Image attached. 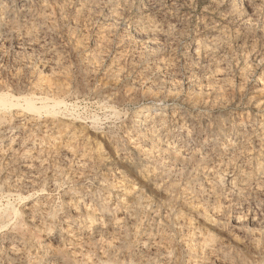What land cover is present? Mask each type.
Here are the masks:
<instances>
[{
	"label": "rangeland",
	"instance_id": "374dc122",
	"mask_svg": "<svg viewBox=\"0 0 264 264\" xmlns=\"http://www.w3.org/2000/svg\"><path fill=\"white\" fill-rule=\"evenodd\" d=\"M8 3L9 25L19 27L22 34L29 31L34 42L20 44L8 32L4 34L0 85L10 94L34 97H44L45 88L51 85L50 97L65 100L77 111L73 117L65 111L54 117L28 114L17 129L13 121L6 124L7 131L20 137L19 151H29L30 163L40 168L27 169L18 160L0 162V209L15 208L16 221L25 225L23 202L31 203L45 194L48 213L57 226L64 219H85L82 214H68L71 203L77 206L81 199L85 207L95 209V201L107 195L112 204L109 209L120 217L116 235L85 240L79 245L83 257H77L75 264H96L107 247L114 251L122 243L121 250L129 253L125 263L155 264L161 255L154 251L160 249L173 263L185 264L193 241L186 233L193 229L207 230L230 264H264V176L261 180L253 174L258 163L264 168L257 146L264 137V0ZM29 24L37 27L27 31ZM142 33L149 34L153 46L142 45ZM215 36L218 40L211 44ZM46 60L55 63L53 69L42 68ZM217 63L224 71L221 77L215 73ZM155 73L162 85L148 89ZM159 103L171 108L166 118L172 134L168 141L180 150L178 156L163 150L164 159L157 158V149L135 140L132 132L136 113ZM71 135L73 155L85 151L95 158L103 154L97 169L76 171L72 155H56ZM226 145L235 150L224 153ZM118 154L136 166L118 161ZM243 178H247L246 185ZM20 182L26 184L24 189L15 187ZM131 188L140 190L142 200L135 222L127 223L116 198ZM210 190L215 201L209 197ZM215 204L229 207L214 214ZM11 226L0 225V240L14 234ZM32 232L40 252L54 249L53 243ZM197 236L194 245L200 246ZM42 254L32 255L28 264H39ZM205 263L224 264L213 259Z\"/></svg>",
	"mask_w": 264,
	"mask_h": 264
},
{
	"label": "bare ground",
	"instance_id": "6f19581e",
	"mask_svg": "<svg viewBox=\"0 0 264 264\" xmlns=\"http://www.w3.org/2000/svg\"><path fill=\"white\" fill-rule=\"evenodd\" d=\"M16 1L20 2V3L22 2V0H16ZM8 2H9V0H0V49L3 48L5 45V42H6L5 35L7 34V32L9 34L10 38H12V41L14 40V42H19V43L22 42L25 45L32 44L34 41L32 39L33 37L30 35V33L28 31V28L33 27V29H34L36 25L29 24L28 27L25 26V27H27L26 29H27L28 33L23 32L24 34L21 33L22 31L19 30V27L10 26L9 25V19H8L7 15L9 14L8 13V11H9L8 10L9 9L8 4L10 5L11 2L10 3H8ZM20 12H21V10H20ZM9 18H11V17L9 16ZM18 18H20V17H18ZM25 19H27V18H25ZM22 22H23V19H22ZM24 22H25V20H24ZM35 24H36V22H35ZM21 27H24V26H21ZM151 28H152L151 32L155 33L157 31L156 27L153 26ZM31 30H32V28H31ZM24 31H25V29H24ZM158 32H159V30H158ZM221 34H223V33H221ZM139 35L140 36L143 35V38H145V41L142 44L143 46L152 45V42L148 38L149 34H145V33L143 34L142 33V35L141 34H139ZM218 37H220V36H218ZM216 40H218V38H216V36H215V39H213L211 41V44H215ZM208 50H210V49H208ZM205 53H207V50H205V48H204V54ZM204 58H205V56H204ZM218 63L215 64V69H216L215 73L217 76L221 77V75L224 71L220 65L221 63L220 64H218ZM54 66H55L54 62H52L51 60H46L43 62L42 68H44V69L47 68V69L51 70L54 68ZM38 70L39 69H35L33 67V71L36 72L37 74H39L41 72V71L39 72ZM155 71H157V70H155ZM116 73H118V72H116ZM1 85H0V128H1L0 129V142H2L4 144H0V162H4L5 164H11V163L13 164V162L18 160V161L26 164V166H24V167H26L27 169L40 168L39 164L33 165L30 163L31 161H29V158L31 156L28 153L29 151H24V152L19 151V149L22 147V145H21L22 143H20V141H18V139H17L19 136L14 137V134L7 131V128L9 126L6 124H8L9 121L10 122L13 121V123H15L13 126L15 129H17V127L20 126V122L22 120H24L28 114H36L37 113L40 115L43 114L46 116L54 117V116H58V114H60L62 111H65V112H70L72 114L71 117H73L76 109L74 108V106H72V104L66 102L63 99H59L58 97H50L51 93H52L51 90L53 89L51 85H48L45 88L46 90L43 89L44 93H45L44 97H41V96L40 97H34L32 95L31 96H27V95L26 96L25 95L24 96H21V95L16 96V95L10 94L8 91H6V89H4L3 85L2 86ZM161 85L162 84H161V80H160V75L155 73L154 78L151 81V84L148 85V89L153 88V87H160ZM36 86L41 87L38 84ZM42 86H44V85H42ZM157 90H158V88H157ZM54 91H55V89H54ZM170 110H171V108L168 107L164 103H161V104L159 103V104L151 105V106H145L143 110H140L136 113L137 115H135L136 117H135V119H133L134 121H133V124L131 127L132 132H134V135L136 137L135 140L140 141V142H144V143L148 142L151 145V147L156 148L157 149L156 156L159 159L160 158L164 159V157L161 156V153L163 150L171 152V153H175L176 156H178L180 153V150L175 145L170 144L168 141V138L172 135L170 133L168 122L166 119L167 113H169ZM76 117L78 118V116H76ZM21 118H23V119L20 121ZM170 129H171V127H170ZM56 139L57 138L55 137L52 140L55 141ZM67 139L69 141L65 142V148L64 147L63 148L58 147L57 152H55V153H57L56 155L62 156V157H67V155L68 156L72 155L74 157V159H76V160H74V161H76V164H75L76 165L75 167H77L76 171L79 170L80 172H86V171L88 172V170L91 169V167H94V168L96 167V169H97L101 165V162L103 159L102 158L103 154H99L95 158H92L87 152L84 151L85 153L82 152L78 156H75L70 152L74 148L73 144L71 143L72 139H74V138L71 135ZM15 141H18V142H15ZM242 141H245V140H242ZM63 143H64V141H63ZM242 144H244V142ZM257 146L261 150V152H262L261 156H263V159H264V137L260 138L258 140ZM26 147H28V146H26ZM151 147H149V148L151 149ZM255 148H257V147H255ZM234 150H235V148L233 146L226 145V148L224 149V153L225 152L231 153ZM139 151H142V150H139ZM144 153H145V151H144ZM116 158L118 161H122L126 166H128L130 168H134L136 166V164L134 162H132V160L130 162H128V161L124 162L125 160H124V156L122 154H118ZM159 161L161 162V160H159ZM173 161H175V159ZM249 167L250 166H248V168ZM150 169L147 170V173H148V171H150ZM263 169L264 168L261 165H259V163H258L257 165H255V167L253 169V174L256 175V177L261 178L262 176H264V170ZM72 171H70V172H72ZM150 172H152V174H153L152 169ZM147 173L145 174V172H144V175H148ZM118 176L120 178V175H118ZM149 176H151V175H149ZM146 177H148V176H146ZM156 177H157V175H156ZM151 178H153V177L151 176ZM262 178H261V180H262ZM153 180H154V178H153ZM246 180H247V178H243V180H241V182L245 181L242 183L243 184L245 183V185H246V183L248 182V181L246 182ZM15 182H18V181H15ZM75 182H76V179H75ZM11 183L12 182H10V185H11ZM31 184H30V186H31ZM118 184L119 185L122 184L121 181H119ZM115 186H116V184H115ZM15 187H18L19 189H24L26 187V184L20 182V183H18V186H15ZM239 187H240V185H239ZM257 188H258V186H257ZM127 190L128 191H126L124 193H118L116 201H117V203L122 205V208H124L123 211L119 212L120 215L122 216V219L127 223H133V222H135V218H136V208L140 205V202L142 200V195L139 192L140 190H137L136 188H131V189H127ZM211 190L209 191V195H210L209 197L215 201L216 195ZM115 191H117V190H115ZM27 197H28V195L26 197L21 196V197H19V200L20 201L24 200ZM39 197H40V195H39ZM108 198L109 197H107V195H106V197H104L100 201L99 200L95 201L98 203V204H96L97 207H95V209L94 208L89 209V208L85 207L84 204L82 203L83 201L81 199L77 198L78 199V200L76 199L77 200L76 201L77 206H74L75 204L72 206L71 204H73V203H71L70 206L67 207V212L69 215H72V216H75V215L77 216L79 214H82L85 217V219L82 221H77V222H75L76 220L73 222V221L64 219V221H62L60 223L58 222L59 225H57V226L54 225L55 221L53 220V218L48 213V207H47V201H48L47 199L48 198H46L45 194L41 195V197L38 198V200L32 201L31 203L29 201L23 202L24 205L25 204L27 205L28 204L27 202L30 203L28 206L25 205L24 206L25 208L22 211V214L27 218V220L24 221L25 225L16 221L19 219L18 218V216H19L18 211L15 210V208L11 207L10 205L6 204L7 206L5 209H3V210L0 209V225L4 226V227H7L8 225H12L11 230L13 231L14 234L9 233L8 235L3 236L2 240H0V264H28L29 261H31L32 255H34V254L39 255L40 253H43V254H42V258L39 260L40 261L39 264H46L47 262L52 263V264H70L73 260H74L73 262L75 264V260L77 257H79V258L83 257V253L79 247V245L81 243H84L85 240L91 241L96 237L99 238V237H103L105 235H111L117 230V227H118L117 221H118L119 216H116L117 215L116 211H111L109 209L112 206V204L110 203L111 201ZM220 204H218L216 206L214 205L215 207H213L212 213L218 214L219 211L225 210V209H227V207H229L228 206L229 204L224 206V207L220 206ZM96 210L99 212L98 214L95 213ZM12 220H15V221H12ZM236 223L238 224V220H236ZM31 229L34 232H37L38 236L40 238L43 237L44 240L53 243V245L55 246L54 249L50 250V248H48L46 252L44 250L42 252H40V250H38L40 248L39 242L37 244L38 247L36 246V248H35L36 242H33V241H35V239L33 237L34 233L32 232ZM199 229H200V227H199ZM144 230H145V228H144ZM193 231H194V229L191 232L188 231L186 233V235L189 234L188 236L191 237V239H193V241L191 242L192 245L189 246V249H191V250L188 249L189 251H188V255H187V261L185 262V264H201V263L204 264L209 259H213L219 263L230 264L227 261V256L222 251L220 252L219 248H216L215 243L211 242L212 240L208 236L207 230L200 229L197 232H195L196 230L194 232ZM196 233H198L197 239H199L198 241H200V244H199L200 246L194 245ZM122 247H123V243L119 244L118 247L115 248L114 251H112L111 247L110 248L107 247L106 251H103L101 254H99L97 256V259H96L97 263L96 264H130V263H125L123 261V259L126 256H128L129 253L127 251H122L121 250ZM90 251H92V250H90ZM154 252L159 253L161 255L158 259L156 258L157 260L155 261V264H176V263H173L170 260V258H168V256L167 257L164 256L166 254L163 250L161 251L160 249H156ZM197 254H199V256H197ZM84 255H86V253ZM156 256H158V255H156ZM119 258H121V259H119ZM127 259H129V258H127ZM142 259H143V257H142ZM85 261L88 262V259H86ZM35 262H36V260H35ZM77 262H79V261H77ZM177 262H178V260H177ZM81 263L82 262H80V264ZM132 263H133V261H132ZM82 264H84V263H82ZM90 264H91V262H90Z\"/></svg>",
	"mask_w": 264,
	"mask_h": 264
}]
</instances>
